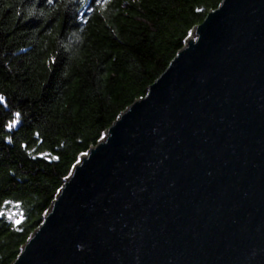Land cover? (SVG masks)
Segmentation results:
<instances>
[{"label":"water","instance_id":"95a60500","mask_svg":"<svg viewBox=\"0 0 264 264\" xmlns=\"http://www.w3.org/2000/svg\"><path fill=\"white\" fill-rule=\"evenodd\" d=\"M12 264H264V0L207 14Z\"/></svg>","mask_w":264,"mask_h":264},{"label":"trees","instance_id":"16d2710c","mask_svg":"<svg viewBox=\"0 0 264 264\" xmlns=\"http://www.w3.org/2000/svg\"><path fill=\"white\" fill-rule=\"evenodd\" d=\"M222 0H0V264Z\"/></svg>","mask_w":264,"mask_h":264},{"label":"snow or ice","instance_id":"6c2138e0","mask_svg":"<svg viewBox=\"0 0 264 264\" xmlns=\"http://www.w3.org/2000/svg\"><path fill=\"white\" fill-rule=\"evenodd\" d=\"M0 99H2V97H0Z\"/></svg>","mask_w":264,"mask_h":264}]
</instances>
